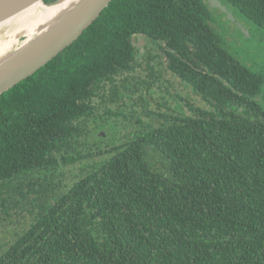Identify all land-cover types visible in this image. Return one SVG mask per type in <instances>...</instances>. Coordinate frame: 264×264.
Returning <instances> with one entry per match:
<instances>
[{"label":"trees","instance_id":"trees-1","mask_svg":"<svg viewBox=\"0 0 264 264\" xmlns=\"http://www.w3.org/2000/svg\"><path fill=\"white\" fill-rule=\"evenodd\" d=\"M219 1L264 38V0ZM210 18L111 0L0 95V220L21 221L0 264H264V74Z\"/></svg>","mask_w":264,"mask_h":264},{"label":"water","instance_id":"water-1","mask_svg":"<svg viewBox=\"0 0 264 264\" xmlns=\"http://www.w3.org/2000/svg\"><path fill=\"white\" fill-rule=\"evenodd\" d=\"M210 8L219 9L226 18L240 27L219 0H206ZM111 0H0V25L35 5L48 8H64L58 15L41 24L32 33L23 28L17 29L11 36L6 30L0 34L4 44L11 46L0 51V95L19 82L33 75L62 50L75 42L93 21L108 6ZM242 29V27H240ZM247 34V31L243 29ZM12 38V39H11Z\"/></svg>","mask_w":264,"mask_h":264},{"label":"flooded vegetation","instance_id":"flooded-vegetation-1","mask_svg":"<svg viewBox=\"0 0 264 264\" xmlns=\"http://www.w3.org/2000/svg\"><path fill=\"white\" fill-rule=\"evenodd\" d=\"M202 2L205 3L207 5V7L209 8V13H210V17H211L210 20H211V22H212L211 24L213 25L214 28H215L216 21H220V22L224 23L223 22V19H225L228 22V24H229V25H226L225 24V28L228 30V33H232L233 32V28L232 27H234L237 30V33H238V36L239 37L238 36L237 37H234V36H230V35H225V39L228 42V44L230 45V47H229L230 50L232 49L234 52H236L237 54H239L238 59L241 60V62L243 63L244 66H247L249 68V70L253 71L252 72L253 75L260 76V75L264 74V63H260V62L258 63V60H257L258 56H257V54L254 55L252 53V50L251 49H246L245 46L242 47V40L244 42L247 41V40H253V42H255V43L262 42V44L264 45V38L259 33H257V32H252L251 33L250 32L251 29L249 27H247V25H245L240 20H236L240 24V27H242V29H241L239 26H237L236 24H234L232 21L228 20L226 18V15L224 13H222L219 9L210 8L208 6V3H207L206 0H202ZM216 12H219L220 13L219 14L220 16H218ZM243 29L245 31H247V34L243 32ZM252 34H254L255 36L252 37ZM239 38H240L241 41L239 40ZM136 44H137V47L139 48V52L140 53H142V52L145 51V46H146L147 43L142 38L137 39V43ZM149 48H151V45L150 44H149ZM152 51L155 52L154 50H152ZM162 62L165 65L164 58H162ZM164 65H163V70L165 69L164 68ZM167 74L169 75V78H167L165 76V74L163 75L162 78H163V81L167 80L166 84H170L169 83L170 77L172 78L173 76H171V74L168 71H167ZM174 78L177 79V81L179 83L178 78H176V77H174ZM257 85H258V83H256V86ZM180 86L183 88L182 85H180ZM183 89H188L190 91L189 88H183ZM234 92H236V90H234ZM255 92H256V90H255ZM172 94H178V95H180L178 92H174ZM191 94H193V93L191 92ZM180 97L183 98L184 100H187L189 102H192V100L189 99L188 96L182 97L180 95ZM251 97L255 101V103H258V104L262 100L261 98H255L253 96H251ZM196 98L199 99V97H197V96H196ZM201 104H203V103H201ZM246 105L247 104L244 102L243 103V106H246ZM242 109H243L242 107H239L238 108V110H242Z\"/></svg>","mask_w":264,"mask_h":264},{"label":"rangeland","instance_id":"rangeland-1","mask_svg":"<svg viewBox=\"0 0 264 264\" xmlns=\"http://www.w3.org/2000/svg\"><path fill=\"white\" fill-rule=\"evenodd\" d=\"M218 16H220L219 12H216ZM223 22L220 21H216L215 24V29L218 30L219 32H222L224 35H230V36H234L237 37L238 33L237 30L233 28V32L232 33H228V30L225 28V24L229 25L228 22L223 19ZM255 35L252 34V37H254ZM239 37V36H238ZM240 40V38H239ZM241 41V40H240ZM245 46L246 49H251L252 53L254 55L257 54L258 58V63H264V45L262 44V42L259 43H255L253 42V40H247V41H243L242 40V47ZM142 47V46H141ZM163 70V68H162ZM165 73V72H163ZM165 76L167 78H169L168 74H165ZM170 84H168L169 86V90L174 93V92H178L182 97L188 96L189 99L192 100V103L199 105L200 104V100L198 98H196L195 95L191 94V92L188 89H183L180 84L178 83L177 79H175L174 77H170ZM67 173V172H66ZM69 175V173H67ZM21 227V221L18 218H14L13 220H9V221H2L0 220V244H3L5 242H9L12 240V238L14 237V233L19 231Z\"/></svg>","mask_w":264,"mask_h":264},{"label":"bare ground","instance_id":"bare-ground-1","mask_svg":"<svg viewBox=\"0 0 264 264\" xmlns=\"http://www.w3.org/2000/svg\"><path fill=\"white\" fill-rule=\"evenodd\" d=\"M65 5H62L61 8H48V7H38L35 5L34 7L29 8L24 11L22 14L9 19L0 25V34L6 30L7 35L11 36L14 31L17 29L23 28L24 32L27 34L32 33L35 28H38L41 24H46L52 16L58 15ZM48 24V23H47ZM46 24V25H47ZM12 39V38H11ZM0 40V51L4 48H8L11 46V41H7L4 44Z\"/></svg>","mask_w":264,"mask_h":264}]
</instances>
